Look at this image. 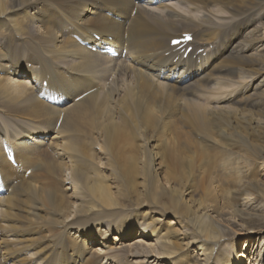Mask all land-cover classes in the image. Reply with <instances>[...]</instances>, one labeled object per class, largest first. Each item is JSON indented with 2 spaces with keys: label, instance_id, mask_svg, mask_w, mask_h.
Wrapping results in <instances>:
<instances>
[{
  "label": "bare ground",
  "instance_id": "obj_1",
  "mask_svg": "<svg viewBox=\"0 0 264 264\" xmlns=\"http://www.w3.org/2000/svg\"><path fill=\"white\" fill-rule=\"evenodd\" d=\"M220 2L0 0V30L20 40L28 35L35 61L0 62V114L12 122V135L0 124V264H102L103 258L107 264H136L126 258L130 254L154 257L146 264H236L242 257L224 249L233 236L218 209L193 198L191 173L181 175L182 188L174 173L167 172L162 182L163 172H174L177 161L170 157L164 164L152 136L144 143L141 189H123L110 153L113 158L119 153L112 149L126 124L155 125L173 146L181 122L199 128L244 121L246 126L237 127L240 136H230L236 141L257 131L233 105L264 96L262 79L257 81L262 64L249 75L240 68L263 62L247 53L261 42L260 27L247 24L253 6L225 0L219 7ZM165 18L177 21L174 28ZM240 24L244 37L237 43L231 37L235 45L223 48L228 30ZM183 33L192 34L187 45L192 50L174 59V50L183 51L169 42ZM74 36L98 50L81 46ZM107 44L120 61L99 51ZM222 54L218 62L227 63L213 74L210 64ZM3 138L13 146L17 165L12 169L2 153ZM95 151L104 161H97ZM67 170L70 175L63 179L60 173ZM251 185L264 193V186ZM207 195L216 199L212 189ZM66 197L74 199L67 213L62 211ZM141 197L144 205L138 203ZM144 206L147 210L140 211ZM235 212L242 220L264 223V216ZM71 213L73 221L62 219ZM48 229L54 236L42 240L39 234ZM130 247L142 249L130 253Z\"/></svg>",
  "mask_w": 264,
  "mask_h": 264
},
{
  "label": "rangeland",
  "instance_id": "obj_2",
  "mask_svg": "<svg viewBox=\"0 0 264 264\" xmlns=\"http://www.w3.org/2000/svg\"><path fill=\"white\" fill-rule=\"evenodd\" d=\"M220 1L219 7H223L222 4L225 0ZM234 2H241L242 5L240 7L253 6L251 13L253 17L249 18L250 20L247 24L251 25V23H257L260 27L258 33L261 34V42L257 43L256 49H250L247 53L251 58H261L263 62H250V64L240 65L241 74L249 75L254 71L256 64H262V67H264V0H234ZM165 19L169 22L164 24L170 29L174 28V22L177 24L174 18ZM260 21H263V23L259 24ZM244 28L245 25L240 24L235 28L229 29L224 36L223 48L231 49L235 45V43L232 44L229 42L231 37H237L235 39L236 43L240 41L246 33ZM251 34L253 33H249L247 36ZM19 37H21V40L18 39V36L15 34H6L3 30H0V53L5 57V59L0 62H35L29 36L20 35ZM247 47L248 46L245 45L242 49H246ZM236 51H238V53L243 52L239 48L236 49ZM183 53L184 52H177L174 50V59L179 58L178 56ZM224 55L225 54H222L216 62H211L210 67H212L211 72L213 74L217 73V68L220 66L223 67V65L227 63L218 62ZM120 57L121 56L118 55L114 58L117 59ZM63 59L66 58L61 57L60 61L62 62ZM120 60L121 58L119 61ZM55 62L59 61L56 60ZM259 75L257 81L262 79L261 83L264 84V73ZM187 97H191V95ZM239 97H241V95ZM253 100L255 102L249 99H240L237 104L233 105L236 112H239V117L241 118V114H245L246 116H243L242 119L251 121V125L257 130L247 138L242 137L236 141L230 137L238 135L237 127H244L247 125L244 121L239 122L238 126L234 123L227 124L224 122H216L206 124L199 128L195 126L192 127L190 123L181 122L178 124L177 128L179 140L176 141L174 139V146L173 139L167 138L168 135L164 134L166 131L156 128L155 125L130 126L126 124L122 127L123 132L118 136L117 142L112 149L113 151L115 149L119 151V153H117L118 157L116 154V158H113L112 151L110 152L116 164V168L122 176L123 189H141L144 184V182L141 183V180L145 172L144 168L142 172L141 166L146 159V154H144L143 150L144 143L148 136H152L151 140L153 139L154 144H157L158 148H160L162 162L165 164L170 157L172 160L174 157V161H177V165L174 166V172L170 170L171 168L163 172L162 182L166 177V173L170 172L172 176L174 173V180H177V184L181 186L183 184L181 175L191 173L192 176L190 178L196 180V190L193 198L208 204L213 203L215 208L218 209V213L220 212V215H222L221 222L229 229L230 234L233 236L231 243L226 241L223 245L224 249L230 252V254L235 252L241 253L242 257L237 259L236 264H264V223L242 220L235 212V210L238 209L243 213L264 216V193H259L257 190L254 192L252 190L254 188L251 185L255 182L257 184L256 189H260L264 186V135L262 133V131H264V96L262 98H254ZM1 115L2 114H0V124H2L6 130H9V134L12 135V122L3 119ZM27 124L29 125L31 123ZM6 125H8V127H6ZM57 126H59V123ZM4 143L8 144L5 138H3L1 146H3ZM10 147L13 148V146ZM86 148L89 149V147ZM168 152L170 156H168ZM2 153L5 156L4 151ZM97 153L98 152L95 151L98 157L97 161H104V159H102L103 157H101L102 155ZM6 162L12 169V164L7 158ZM101 167H103V165ZM102 170L105 172L106 176L109 174L107 168H103ZM0 171L2 173L4 171L1 161ZM66 175H70V170L60 173L63 179L67 178ZM108 181H111L109 176H107V182ZM159 182L161 183V181ZM182 187L183 185L181 188ZM207 189H212V192L216 194V199L213 202L212 197L209 198L207 195ZM66 192L67 191H62L63 194ZM155 195L156 193L152 191V196ZM144 201L145 199L141 197L138 203L141 204ZM72 205H74V199L66 197V202L63 204L62 211H66V213L73 211L74 208ZM137 207L139 206L137 205ZM144 207H146V209ZM144 207H140V211L147 210V206ZM66 213L64 212L65 215ZM65 215H63L64 217H62V219H72L71 221L75 219L72 213L70 218H65ZM45 222L51 223L52 221L47 218ZM135 227L136 229H134L132 238H134L137 233L138 226L136 225ZM75 229L76 228L67 230V235L69 236V232ZM43 233H45L46 236L43 235ZM54 234L55 230L48 229L39 234V236L42 240H47L48 237H52ZM95 237L96 235L93 236V238ZM126 242L132 243L131 240ZM66 243L68 242L66 241ZM98 248L103 247L99 246ZM141 249V247H130V253L140 252ZM191 249H193V247L190 248V251ZM2 254L4 255V253ZM243 255H246V257ZM126 258L136 262V264H146V260L151 261L154 259V257H135L134 254L128 255ZM101 263L107 264L106 259H101ZM122 263L129 264L127 261H123Z\"/></svg>",
  "mask_w": 264,
  "mask_h": 264
}]
</instances>
